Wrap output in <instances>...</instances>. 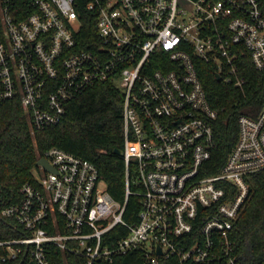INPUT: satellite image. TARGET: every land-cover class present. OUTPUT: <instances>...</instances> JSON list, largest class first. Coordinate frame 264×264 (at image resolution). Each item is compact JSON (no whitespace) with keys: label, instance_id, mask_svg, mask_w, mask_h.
Listing matches in <instances>:
<instances>
[{"label":"built area","instance_id":"2783aa9c","mask_svg":"<svg viewBox=\"0 0 264 264\" xmlns=\"http://www.w3.org/2000/svg\"><path fill=\"white\" fill-rule=\"evenodd\" d=\"M262 1L0 0V102L18 98L38 131L91 86L115 84L126 182L121 202L97 165L48 148L52 168L37 164L20 201L0 211L11 233L0 264H237L233 222L249 176H264V97L243 107L210 173L218 112L199 69L211 63L249 98L243 70L264 69ZM89 11L94 38L81 39ZM130 195L138 208L127 213Z\"/></svg>","mask_w":264,"mask_h":264},{"label":"trees","instance_id":"16d2710c","mask_svg":"<svg viewBox=\"0 0 264 264\" xmlns=\"http://www.w3.org/2000/svg\"><path fill=\"white\" fill-rule=\"evenodd\" d=\"M261 6L264 14V0ZM84 15L79 36L90 40L95 34L96 13L89 11ZM243 73L251 83L246 90L249 98L218 79L211 63L202 62L199 69L210 103L218 112L213 121L216 146L210 173L225 163L237 138V118L243 107L251 101L258 110L264 97V69L259 71L250 64ZM122 101L115 84H95L67 104L57 124L38 131H32L18 98L0 102V211L20 201V188L26 181L33 180L37 160L50 147L65 149L97 165L109 193L124 202L125 164L115 151V148H123ZM249 178V196L233 222L232 238L237 264H264V176L255 173ZM137 208L138 198L130 195L126 212ZM8 225L9 221L0 217V237L11 235L5 229Z\"/></svg>","mask_w":264,"mask_h":264},{"label":"water","instance_id":"95a60500","mask_svg":"<svg viewBox=\"0 0 264 264\" xmlns=\"http://www.w3.org/2000/svg\"><path fill=\"white\" fill-rule=\"evenodd\" d=\"M215 76H217L218 79H220V76L218 73L215 74ZM115 151L118 152L120 155L123 154V149L122 148H115ZM37 164H42L44 167H47L48 169H51L52 167L49 166L47 159L43 156H41L38 160H37Z\"/></svg>","mask_w":264,"mask_h":264},{"label":"rangeland","instance_id":"374dc122","mask_svg":"<svg viewBox=\"0 0 264 264\" xmlns=\"http://www.w3.org/2000/svg\"><path fill=\"white\" fill-rule=\"evenodd\" d=\"M33 174H36V170L33 171Z\"/></svg>","mask_w":264,"mask_h":264}]
</instances>
